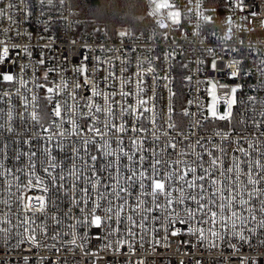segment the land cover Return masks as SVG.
Instances as JSON below:
<instances>
[{
  "label": "built area",
  "instance_id": "2783aa9c",
  "mask_svg": "<svg viewBox=\"0 0 264 264\" xmlns=\"http://www.w3.org/2000/svg\"><path fill=\"white\" fill-rule=\"evenodd\" d=\"M143 2L150 18L143 31L120 29L107 33L98 31L97 27L89 31L79 30L81 18L77 0H0V56H3V49L8 48V56L0 59V165L3 166L0 167V173H3L0 175V229L9 230L0 231V264H264V228L259 226L260 220L264 219V213L259 211L264 194L255 198L244 195L250 200L245 208L254 207L255 211H243L241 214L247 218L246 223L237 222L235 231L243 234V240L239 235L232 234L230 224L228 228H221L219 223H201L200 213L196 218H189L183 209L194 207L191 201H186L184 205L174 202L168 206L161 197L158 201L160 207L157 208L150 196H143L141 199L145 203L138 204L137 197L141 192L139 157H148L144 167L151 173L149 165L153 162V153L137 151L130 143L132 137L139 135L143 139L142 148L154 147L165 160L169 159V153L173 161L182 159L191 162L195 159L194 155H178L181 151L192 153L193 149L189 147V140L180 143L179 129L167 128L168 88H171L176 93L171 99L175 109L172 117L181 124L183 132L188 134L193 130L197 117L181 118L182 108L197 112L201 119V127L194 130L208 139L203 141V148L196 146V151L205 153L207 150L220 155L219 147H224L227 151L224 167L231 164L233 156L264 160L261 156L264 153V136L260 135L264 133V124L259 128L253 126V118L257 122L264 120L261 116L264 112V0H205L200 9L196 8L197 0L191 4L188 0H176L183 13L179 26L171 23L167 15L169 10L149 15L154 4L151 0ZM188 8L192 11L189 12ZM197 11L212 16V22L199 18ZM158 21H163L167 27L161 28ZM122 32L126 35L121 36ZM213 61L216 62V69L212 68ZM237 61L240 75L232 77L231 73L236 68H230L229 64ZM149 67L155 71L149 72ZM4 75H12L13 80L5 81ZM188 76L192 77L191 81L186 79ZM140 79L146 87V92L141 94L144 99L156 93L149 104L156 106V125L150 123L152 116L149 113L141 119V123L148 128L147 132L110 133V137L105 139H109L111 144L108 150H115L113 156L103 155L105 149L100 146L103 140L99 136L92 133H87L85 137L71 134L73 120L81 129L86 124L91 126L95 123L102 131L104 123L109 121L134 123L133 117L128 115L121 119V109L127 104L135 106L138 99L136 84ZM209 80L216 82L220 93L227 91L219 87L221 84L242 85L238 97L243 103L234 109V130L227 121L202 119L207 114L206 108L199 110L195 102L199 100L206 105L210 101L207 94ZM77 84L81 85L79 89ZM180 85L184 86L185 93ZM49 87L54 89L53 93L47 92ZM93 87L101 93L100 96L92 95ZM122 91L132 95L122 97ZM111 93L116 95L112 97ZM106 95L109 96L108 101L105 100ZM49 96L51 100L47 99ZM248 97L255 99L249 101ZM189 99L194 101L193 105L187 104ZM89 100L102 109L111 104L115 116L90 109L87 106ZM56 103L62 106L60 118L52 115ZM33 112L38 120L32 119ZM241 118L246 121L245 124L236 123ZM45 128L49 131L45 132ZM156 129H159L156 132L160 137L158 142L152 135ZM219 130L231 131L230 139L222 142L214 135ZM165 131L167 136L163 134ZM59 132H64V135H58ZM121 135L125 152L129 155L136 153L133 158L137 161L134 187L127 179L131 175L133 161L117 150L116 140ZM49 136H52L51 140ZM88 137L95 143L85 146L82 139ZM238 137H242L239 146L249 153L247 157L236 151L234 141ZM189 138L194 145L196 137ZM168 140L177 143L175 151L167 147ZM213 144L217 146L215 149ZM73 148L79 149L80 158L74 160ZM33 152L35 156H31ZM90 155L98 157V169L105 168L92 177L93 181L99 179L96 189H92L85 180L91 177V171L85 167L86 161L89 166L93 163ZM51 157L56 158L54 162L57 165L53 175L63 171L65 188L45 194L53 203L49 204L44 214H37L36 224H43L46 234L38 230L39 244H33L20 224L25 213L17 200L20 193L16 185L27 182L30 161L36 164L37 175L49 183L48 174L42 170V162ZM208 159L205 154V167ZM109 161L113 162L112 169L105 167ZM73 163L81 173V179L75 181L78 185L75 192L72 191L74 177L68 176ZM242 167L247 171L246 165ZM7 169L12 170L11 175ZM197 174H201L199 169ZM109 176L112 179H108ZM242 178L246 180V177ZM148 183L145 181V184ZM106 184L110 185L107 189ZM118 186L129 188L133 193L119 218L115 213L123 201L110 195L113 190L118 191ZM82 188L89 189L93 200H88V196L80 191ZM257 188H264V184H258ZM97 189L99 193H104L105 200L98 198ZM41 194L44 193L39 189L30 193L33 196ZM177 195L173 192V198ZM109 199L112 201V220L105 219L104 209L109 206ZM73 200L79 203H72ZM85 200H88L87 204ZM93 201L101 205L96 209V214L103 220L100 228L84 221L88 211L94 207ZM69 208L71 212H68ZM81 208L85 211L81 212ZM237 211H240L239 205ZM52 215L57 216L59 223L51 220ZM129 215L136 220V226L131 225L127 218ZM252 215L256 216V221L251 220ZM117 219L120 223H116ZM129 228L135 236L129 233ZM209 228H213L218 235L213 236ZM195 229H203V237ZM173 232L177 235H172ZM53 236L56 239H52Z\"/></svg>",
  "mask_w": 264,
  "mask_h": 264
},
{
  "label": "snow or ice",
  "instance_id": "6c2138e0",
  "mask_svg": "<svg viewBox=\"0 0 264 264\" xmlns=\"http://www.w3.org/2000/svg\"><path fill=\"white\" fill-rule=\"evenodd\" d=\"M193 0H188V3L191 4ZM205 0H197L196 8L200 9L203 5ZM151 3L154 4L153 10L149 13V15H157L161 12V10H169L167 15L168 18L171 20L173 25L179 26L181 24L182 19V11L180 7L177 5L176 0H151ZM188 11L191 12L192 9L188 8ZM211 11H215V9H211ZM196 15L203 19L205 22H212V16L204 15L202 11H197ZM255 15V13H253ZM161 28L167 27L163 21L157 22ZM199 27V25H197ZM121 36L126 35V33H120ZM167 38V37H165ZM230 38V37H229ZM211 51V49H209ZM8 56V48L5 47L3 49V56H0V59ZM43 63V61H41ZM239 62H234L233 64H229L230 68H236V70L232 71L231 76L237 77L240 75L238 69ZM185 67H187L185 65ZM217 65L216 62L213 61L212 68L216 69ZM149 72H154L155 69L149 67ZM140 75L139 73L137 74ZM3 79L5 81H12V75H4ZM164 79H168L167 76ZM187 80L191 81L192 77H186ZM85 85H87L88 81L85 79ZM210 87L207 89V94L210 97V101L204 105L197 100L195 102L196 107L203 111L206 108L207 114L202 117L203 120H212V121H227L230 125H232V129L234 130L235 125L233 124L234 120V109L238 104H242L238 97V92L242 85L230 86L227 84L219 85L220 88L227 89V91L220 93L218 91V87L215 81L209 80L208 81ZM77 89L81 87L80 84L76 85ZM167 87V85H165ZM136 96L138 99L136 100L135 106L132 104H127L125 107L121 109V119L125 115L131 116L134 119V123H130L127 120H123V122L117 124L112 121L104 123L103 131L100 127H97L95 123L91 126L85 125L83 129L77 125L76 121H71L72 123V135L78 137H85L87 133H92L94 136H99L101 140H103V144L100 145L105 149L103 155L105 156H113L115 155V150L109 151L108 149L111 148V144L109 139H105V137H110V133L113 131L118 134H124L128 132L132 133H144L148 131V128L141 123V119L146 116V114L151 113L152 119L150 123L152 125H156V106L152 104L149 106L150 101L156 95L153 93V97H149V99H144L141 95L142 93L146 92V87L144 85L143 79H140L136 84ZM54 89L49 87L47 88L48 93H53ZM91 93L93 96H100L101 93L93 87L91 89ZM169 93V104L168 108V118H167V128L173 129L177 131V135L181 137L180 143H183L184 140H189V147L193 149L192 153H188L185 151H181L178 153L179 156H186V155H194L195 159L191 162L177 159L175 161L171 160V153H169V159H163L159 152L153 147L152 149H144L141 147L143 143V139L137 135L136 137H132L130 139V143L136 147L137 151H152L153 153V162L149 165L151 168V173L148 172V168L144 167V162L148 160L147 156L141 155L139 157L138 163L141 165V169L139 171V187L141 189L140 195L137 197L138 204H144L145 201L141 199L143 196H150L152 198L153 203H155L156 207L159 208V199L164 197L168 206H171L174 202L179 205H184L186 201H191L194 207H185L183 211L187 214L189 218H196L197 214L200 213L202 216L200 217L201 223H210L211 225H216L217 223L220 224L221 228H228L229 224L231 225V230L233 235H239L240 239H244L242 233L236 232L237 222L240 224H244L247 221V218L244 217L241 213L243 211L254 212V207L245 208L246 205L250 204L249 199H245L244 195L247 194L250 198H255L258 194H264V188H257L258 184H264V160L252 158L249 160L242 159L239 156H233L231 164L228 167H224V157L227 156V151L224 147H219L220 155H215L213 151H205V153H201L195 150L196 146L200 148L204 147L203 141L207 140V137H203L198 135V133L194 130L201 127V119L198 117L197 112L190 111L189 108L184 107L181 110L180 116L181 118L184 117H197L195 124L192 125V131L190 133L185 134L183 129L181 128V124H178L176 120L173 119L172 113L175 109L172 107L171 99L176 95L175 92L172 91L171 88H168ZM116 93H111L110 96L114 97ZM122 97H128L132 95V93L127 91H122L120 93ZM87 98V97H86ZM35 99V97H33ZM48 100H51L52 97H47ZM254 97H248L249 101L254 100ZM105 100H109V96H105ZM115 103V101H112ZM188 105H193L194 101L189 99L187 101ZM221 105H223V111H221ZM90 109H94L95 112H107L109 116H115V112L111 104L105 109H102L99 105L94 104L91 100L87 105ZM247 110V108H246ZM52 115L56 118H60L62 116V106L60 103H56L52 109ZM261 116H264V112H261ZM32 119L38 120V116L35 112L32 113ZM182 122V120H181ZM55 123V121H53ZM236 123L238 124H245L246 121L241 118L237 120ZM261 124H264V120L256 121L253 118V126L259 128ZM45 132H48L49 129L45 128ZM67 131V130H65ZM159 129H156L152 132V135L155 137V140L158 142L160 137L156 135V132ZM165 136L168 135V132L163 133ZM58 135L63 136L64 132H59ZM214 135L216 137H220L221 141H228L231 137V131H215ZM261 136H264V133H260ZM190 136H195L194 145L190 140ZM242 137H238L234 143L237 144L236 151L243 153L244 157H247L249 153L242 147L239 146V139ZM52 139V136H49V140ZM82 143L85 146H90L95 143V141L91 138H84L82 139ZM117 150L123 156H126L129 161H133L131 166V175L127 177L129 181H132L131 187L136 185V163L133 158L135 157L136 153L133 152L132 154H128L125 152L122 145L124 144L123 136L121 135L120 138L116 140ZM167 147L171 148L173 151L177 149V143L173 142L172 140L167 141ZM217 146L213 144V148L215 149ZM251 147V145H250ZM166 150V149H165ZM87 152V147L85 149ZM48 150L45 149V153ZM73 153L75 154L74 160L79 157V149L73 148ZM205 154L209 158L207 161V167L204 165V157ZM36 153H31V156H35ZM261 156L264 157V153H261ZM19 158V157H17ZM90 161L93 162L91 166L88 165L87 161L85 162V167L91 171V177H86L85 180L87 183H90L92 189H96L97 184L99 183V179L93 181L92 177L97 176L98 171H104L105 168H97L99 164L98 157L96 155H90ZM55 157H51V159L43 161V172L48 174L49 183H45V180L40 175H37L35 172L36 164L34 162H29L28 168L30 170L29 176L26 177V183H19L16 185L17 192H19V196H17V200L20 202V206L22 211L25 213V218L20 222L22 226H24V233H28L27 239L31 241L33 244H39L37 240V231L46 234V228L43 224H36V219L38 218L37 214H44L47 211V208L50 203H53L51 198L45 194L52 192L53 190L56 192L61 191L65 188V175L63 171L60 173L53 175V171L56 169L57 165L54 162ZM119 159V157H117ZM173 165L176 167L173 168ZM183 165V167H180ZM242 165L247 166V171L244 170ZM0 167H3L0 165ZM107 169L113 168V162L109 161L105 166ZM198 169L200 170L201 174H197ZM8 174H12L11 169L6 170ZM17 171H22V169H17ZM3 173H0L2 175ZM218 174V175H217ZM68 176L74 177V182L72 185V191L75 192L78 185L75 181H79L81 179V173L78 170L75 163H73L72 168L68 171ZM190 177V178H189ZM223 177V179H220ZM242 177H246V180ZM19 179V177H16ZM108 179H112L111 176ZM60 182L57 185V182ZM145 181H149L148 184H145ZM249 186H251V190H249ZM110 185H105L107 189ZM11 184L8 185V190L10 191ZM34 189H39L42 193L41 195H30V193ZM81 192L88 196V200H93L88 188L80 189ZM173 192L178 193V195L173 198ZM98 193V198L100 200H105L106 197L104 193ZM122 193L126 195L121 196ZM15 195V194H13ZM110 195H115L117 199L122 200L123 202L119 205L115 216L119 218L121 212L124 210V205L127 203L128 198H130L133 193L130 191L129 188H125L123 186H118V191L113 190ZM88 200H85L84 203L87 204ZM72 203H79L78 200H73ZM94 207L91 208L87 215L84 217V221L100 228L103 220L100 215L96 214V209L100 208L101 205L99 203H95L93 201ZM112 201L108 200V207L104 209L105 211V219L112 220L113 216L111 213L113 209L111 207ZM237 205L240 207V211H237ZM81 212L85 210L83 208L80 209ZM135 211V208H133ZM261 213H264V199L260 200V209ZM68 212H71V208L68 209ZM27 213H32L31 216L27 215ZM230 213V214H229ZM67 214V213H66ZM88 217H91L89 220ZM128 220L131 222V225L134 227L136 226V220L133 219L131 215H129ZM51 220L59 223L56 215L51 216ZM252 221H256V216H251ZM181 223H185V221L181 220ZM116 223H120L119 219L116 220ZM259 226L264 228V219L260 220ZM111 227V226H109ZM2 232H8V229H0ZM114 231H119V229H114ZM129 233L135 236V232L132 231L131 228L128 229ZM190 231H193L190 229ZM194 231H198L203 237V229H195ZM209 231L212 233L213 236H217L218 233L213 229L209 228ZM172 235H177V232H173ZM52 239H56L55 236ZM24 241L22 240L21 243ZM75 243V240L72 241ZM122 243V242H121ZM234 247V246H233ZM25 259H27L25 257ZM183 264V262H181Z\"/></svg>",
  "mask_w": 264,
  "mask_h": 264
},
{
  "label": "trees",
  "instance_id": "16d2710c",
  "mask_svg": "<svg viewBox=\"0 0 264 264\" xmlns=\"http://www.w3.org/2000/svg\"><path fill=\"white\" fill-rule=\"evenodd\" d=\"M76 4L81 18L80 31L94 27L107 33L120 29L143 31L150 23L143 0H77ZM180 87L184 92V86Z\"/></svg>",
  "mask_w": 264,
  "mask_h": 264
}]
</instances>
